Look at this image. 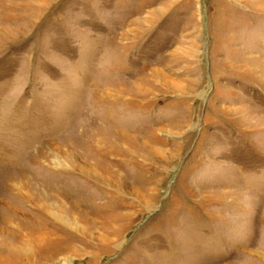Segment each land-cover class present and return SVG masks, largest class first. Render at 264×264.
<instances>
[{
  "label": "rangeland",
  "instance_id": "obj_1",
  "mask_svg": "<svg viewBox=\"0 0 264 264\" xmlns=\"http://www.w3.org/2000/svg\"><path fill=\"white\" fill-rule=\"evenodd\" d=\"M12 176L86 205L0 264H264V0H0Z\"/></svg>",
  "mask_w": 264,
  "mask_h": 264
},
{
  "label": "bare ground",
  "instance_id": "obj_2",
  "mask_svg": "<svg viewBox=\"0 0 264 264\" xmlns=\"http://www.w3.org/2000/svg\"><path fill=\"white\" fill-rule=\"evenodd\" d=\"M89 144L95 152L103 156L110 157V155L114 156L116 154L112 148L105 145L106 143L102 138L99 139L95 135L91 136ZM80 166L87 176H92V178H88V176L87 181L96 185L98 191L103 193V190L99 187L102 185V179L94 175L89 168L82 164H80ZM16 178L17 177L13 178L12 176L7 179L6 177L2 183H0V189H3L0 190V196L4 195V197H0V203L4 205H6L7 202L12 203V205L10 204L11 206L8 207V211L0 215V224L2 226L8 229L13 228L17 231H21L29 227V224L34 223L37 225V228L34 233H30V238L34 241H43L48 239L51 234L65 232L63 225L71 226L78 222L73 217L72 208L84 207L86 204L80 201L76 193L62 191L58 184L55 185L44 180L35 181L36 179H33L32 184L28 180ZM52 194L58 195V197H60L59 200H57V198L54 199ZM1 198H5L8 201L5 202ZM69 202L73 206L69 205ZM258 255L256 256L257 259L261 261L264 260L263 256Z\"/></svg>",
  "mask_w": 264,
  "mask_h": 264
}]
</instances>
